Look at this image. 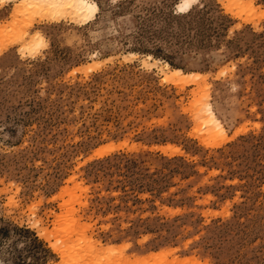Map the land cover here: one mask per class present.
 <instances>
[{
    "label": "rangeland",
    "instance_id": "374dc122",
    "mask_svg": "<svg viewBox=\"0 0 264 264\" xmlns=\"http://www.w3.org/2000/svg\"><path fill=\"white\" fill-rule=\"evenodd\" d=\"M95 1L0 0V264H264V0Z\"/></svg>",
    "mask_w": 264,
    "mask_h": 264
},
{
    "label": "bare ground",
    "instance_id": "6f19581e",
    "mask_svg": "<svg viewBox=\"0 0 264 264\" xmlns=\"http://www.w3.org/2000/svg\"><path fill=\"white\" fill-rule=\"evenodd\" d=\"M12 1H19L20 5H22L26 9L36 8L38 10H41L40 12L42 13L45 11L46 15H49L51 17L53 16V18L60 16L66 17V15L67 16L70 15L69 17L72 16L74 21L83 24L93 20L100 9L98 2L95 0H12ZM179 5L181 9H185L186 11V9L188 10L191 7L192 2L191 0H182ZM169 71L172 72V76L174 77L179 75L180 76L184 75L182 69L172 68L168 62H165L163 72L166 75H168ZM199 110H201V107L199 108ZM207 110L209 114L208 122L214 125L217 129L223 131L225 128L221 124L220 119H218L215 113L213 112L212 108L208 106ZM213 130L216 131V129Z\"/></svg>",
    "mask_w": 264,
    "mask_h": 264
}]
</instances>
